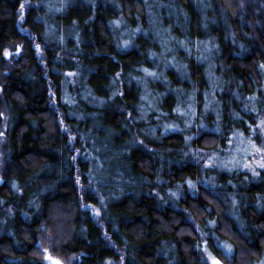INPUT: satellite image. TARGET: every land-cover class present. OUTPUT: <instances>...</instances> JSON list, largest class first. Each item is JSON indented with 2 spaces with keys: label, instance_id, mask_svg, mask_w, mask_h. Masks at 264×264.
Wrapping results in <instances>:
<instances>
[{
  "label": "trees",
  "instance_id": "trees-1",
  "mask_svg": "<svg viewBox=\"0 0 264 264\" xmlns=\"http://www.w3.org/2000/svg\"><path fill=\"white\" fill-rule=\"evenodd\" d=\"M152 2L191 51L212 44L213 98L198 52L156 65ZM202 109L216 130L187 138ZM263 114L264 0H0V264H209L202 240L258 264L264 169L192 148L222 152Z\"/></svg>",
  "mask_w": 264,
  "mask_h": 264
},
{
  "label": "rangeland",
  "instance_id": "rangeland-1",
  "mask_svg": "<svg viewBox=\"0 0 264 264\" xmlns=\"http://www.w3.org/2000/svg\"><path fill=\"white\" fill-rule=\"evenodd\" d=\"M175 1V0H170ZM167 5L165 4L164 7L162 5L159 6L157 10V6L152 2V9H149V13L155 15L153 18L154 24L153 28L151 29L150 33L156 37L157 44L160 46L159 51L156 53L157 58V64L160 66L161 71L166 73L170 68L178 69L177 64L180 62V58L178 56V52L183 50L186 52V54L193 55L199 53L197 55L196 59L201 60L202 62L206 63L205 69H209V71L213 69L214 65L210 62V56L213 54L214 50L212 48V44L205 42V43H199L196 42V46H194V50L191 51L189 46L185 44V42L182 39H177L175 36L172 35L171 29L169 27V24L165 22L164 18L168 19L171 15V13L175 14L173 10H171V13L169 11H163L164 13H161L163 18H160L158 15V11L160 10H167ZM156 9L157 11H154ZM153 10V11H152ZM154 12V13H153ZM162 12V11H161ZM158 18V19H157ZM184 18V17H182ZM161 19V20H160ZM126 24L125 20H121V18L116 19V22H114V26L116 29L123 30V26ZM157 26V27H155ZM186 29V28H185ZM124 31V30H123ZM182 33H185V31H181ZM134 34V37L137 36V33H132L131 35L128 34V37L132 38V35ZM127 42V41H126ZM211 44V46H210ZM10 55V54H9ZM210 71V74H211ZM161 76V78L163 77ZM145 76V83L146 80L151 82V78L154 77L156 82H161L157 80L156 74L155 75H149ZM159 76V75H158ZM209 82L211 83L210 92L213 93L212 97H214L215 90H222L221 86V79L219 80L220 83H216V78L213 74L208 77ZM216 83V84H215ZM215 84V85H214ZM194 100V98H191ZM214 101V99H213ZM204 109H207L204 107ZM192 110H194V107H192ZM207 112L206 110L202 109V112L200 115H193L190 116L187 120H184V127L181 128V132L184 133V135L187 138L192 139L193 137L196 138L197 136H200L204 132L208 131H215L216 129L213 128V125L211 123L207 122L206 119ZM217 117L216 113L213 115H208L209 120L213 123L215 122V118ZM246 121V128L248 137L245 136H239L236 137V134L232 135L230 140L226 141L225 149L222 150V152H219V149H213V150H204V149H196L192 148L195 152L197 157L203 158L205 160L204 164L206 167L214 168L216 170L220 171H233V170H245L249 171L252 174L256 175L260 170L264 169V114L261 118L256 120L255 123L249 124L248 118L245 119ZM216 123V122H215ZM189 142V141H188ZM203 145L205 143L203 142ZM0 155L1 153V145H0ZM1 157V156H0ZM113 159V158H111ZM117 160V159H113ZM222 240V239H221ZM203 250L205 254V258L209 264H224L219 258H217L214 253H212L207 248L206 240H202ZM219 247L223 249V251L231 255L233 253V246L228 241H219ZM46 256H45V262L44 264H56L54 260H58L55 256H52L48 250H45ZM258 264H264V257L260 260Z\"/></svg>",
  "mask_w": 264,
  "mask_h": 264
},
{
  "label": "water",
  "instance_id": "water-1",
  "mask_svg": "<svg viewBox=\"0 0 264 264\" xmlns=\"http://www.w3.org/2000/svg\"><path fill=\"white\" fill-rule=\"evenodd\" d=\"M54 261L56 262V264H63L59 260H54Z\"/></svg>",
  "mask_w": 264,
  "mask_h": 264
}]
</instances>
